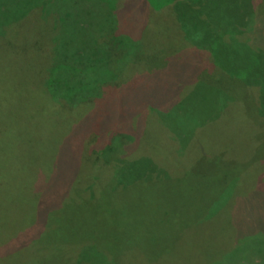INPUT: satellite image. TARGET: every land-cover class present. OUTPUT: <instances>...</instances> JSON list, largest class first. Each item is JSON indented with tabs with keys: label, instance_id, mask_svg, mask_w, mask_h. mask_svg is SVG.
Masks as SVG:
<instances>
[{
	"label": "rangeland",
	"instance_id": "374dc122",
	"mask_svg": "<svg viewBox=\"0 0 264 264\" xmlns=\"http://www.w3.org/2000/svg\"><path fill=\"white\" fill-rule=\"evenodd\" d=\"M167 1L0 0V264H264V0Z\"/></svg>",
	"mask_w": 264,
	"mask_h": 264
},
{
	"label": "trees",
	"instance_id": "16d2710c",
	"mask_svg": "<svg viewBox=\"0 0 264 264\" xmlns=\"http://www.w3.org/2000/svg\"><path fill=\"white\" fill-rule=\"evenodd\" d=\"M175 2H176V0H168L166 5L175 4ZM260 5H262L261 2H260ZM249 8L252 11L250 14L252 17V21L253 20H256V21L260 20V23H262V28H264V12H263V9L261 11V9L256 10L255 8H252V7H249ZM244 9H246V8H244ZM262 15H263V17H262ZM262 28H261L260 34H258V36L264 35V29H262ZM258 36L253 35L252 38L250 40H248L249 41L248 44H249L250 48H246V50H249L248 53L253 51V52H255L254 53L255 55H259V56L262 55L263 59H264V47H263L264 46V40L258 39ZM256 39H258V40H256ZM67 97H69V96L67 95ZM59 98L60 97H57V99H59ZM114 132H112L111 135L100 139L99 142L94 141V143H97V144H95L94 151H92L89 156H90V163H94V165H95L94 166L95 170L100 169V167L103 168V166H105L109 163V161L107 159V157L109 155H106V153L112 151L111 145L114 144L113 142H115L116 140L118 141V139L120 140V138H121V140L119 143L124 142L123 141L124 136H123V139H122V136H120L118 139L113 140V137H115ZM251 149H252V151L250 152L248 157H253L256 153V147L254 144L251 145ZM148 162H150V161H148ZM170 174L171 173H169V176H170ZM167 176H168V174H167ZM79 188H81V187H79ZM82 189L83 190H81V191L87 190V187H84ZM78 190H80V189H78ZM102 195H104L102 197L106 196L105 194H102ZM64 203H65V199L63 198V201L61 202L60 205L55 206V207L50 206V208L46 212H44L43 216L45 217V221H44V225L43 226L41 225V227H43V228L40 229L38 236L36 235L35 237L32 238V240H36L39 238V240H37V242H40V240H44L47 235H49L50 233L52 234L53 230H52L51 224L57 220L59 215L63 214L62 211L64 209V207H63ZM243 239L245 240L246 236H244ZM8 255L10 257V259L8 260V264H13V263L18 262L17 259L20 257V252H10Z\"/></svg>",
	"mask_w": 264,
	"mask_h": 264
}]
</instances>
